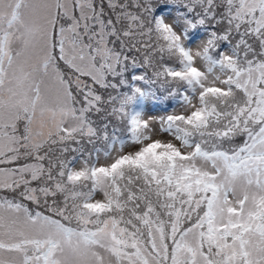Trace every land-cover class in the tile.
Masks as SVG:
<instances>
[{"label":"snow or ice","instance_id":"1","mask_svg":"<svg viewBox=\"0 0 264 264\" xmlns=\"http://www.w3.org/2000/svg\"><path fill=\"white\" fill-rule=\"evenodd\" d=\"M0 264H264V0H0Z\"/></svg>","mask_w":264,"mask_h":264},{"label":"rangeland","instance_id":"2","mask_svg":"<svg viewBox=\"0 0 264 264\" xmlns=\"http://www.w3.org/2000/svg\"><path fill=\"white\" fill-rule=\"evenodd\" d=\"M157 95H160L162 97L164 96V93L158 92ZM160 101L161 100H153L151 98H147L143 101L141 107L147 114L157 115V116L165 114V111L171 112L173 108L178 107V105H176V107H170L166 103Z\"/></svg>","mask_w":264,"mask_h":264},{"label":"trees","instance_id":"3","mask_svg":"<svg viewBox=\"0 0 264 264\" xmlns=\"http://www.w3.org/2000/svg\"><path fill=\"white\" fill-rule=\"evenodd\" d=\"M164 97V96H163ZM165 103L168 105V106H172V107H175L176 105V102L175 101H172V100H168L166 97L163 98ZM161 100V99H160Z\"/></svg>","mask_w":264,"mask_h":264}]
</instances>
